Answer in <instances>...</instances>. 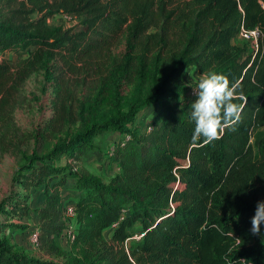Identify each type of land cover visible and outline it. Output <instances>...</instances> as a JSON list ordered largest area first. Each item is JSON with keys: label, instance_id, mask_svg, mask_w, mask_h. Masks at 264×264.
Returning a JSON list of instances; mask_svg holds the SVG:
<instances>
[{"label": "trees", "instance_id": "16d2710c", "mask_svg": "<svg viewBox=\"0 0 264 264\" xmlns=\"http://www.w3.org/2000/svg\"><path fill=\"white\" fill-rule=\"evenodd\" d=\"M56 15L75 24H47ZM240 26L260 31L253 56L232 43ZM5 53L21 58L13 63ZM0 54V149L22 154L14 112L41 71L55 87L48 133L66 134L31 157L17 181L26 192L41 188V256L0 239V264H264V226L250 231L264 200V0H0ZM189 68L226 74L246 97L237 101L239 120L210 143L192 138L195 97L178 98L189 92ZM142 111L151 114L141 130L134 119ZM73 124L79 130L70 135ZM107 132L117 139L105 159L118 170L107 183L47 163L84 161ZM66 187L76 193L74 239L62 244ZM24 203L15 196L0 214L24 219ZM134 230L143 235L128 242Z\"/></svg>", "mask_w": 264, "mask_h": 264}, {"label": "rangeland", "instance_id": "374dc122", "mask_svg": "<svg viewBox=\"0 0 264 264\" xmlns=\"http://www.w3.org/2000/svg\"><path fill=\"white\" fill-rule=\"evenodd\" d=\"M49 25H61L63 27H71L75 22L65 20L63 16L56 15L47 20ZM120 43L118 47H114L115 53L120 54L124 50V40L122 35H119ZM234 45L242 47L246 53L245 56H253L256 53L253 45L245 42L243 39L236 37L233 42ZM27 55V53H25ZM244 56V57H245ZM3 57L11 62H17L21 57L15 53H5ZM199 76L193 73H187L184 77V85L189 89L196 88ZM22 93L25 96V103L22 107L14 112L15 128L18 135L23 139L21 145L22 154L12 155L9 151L0 149V209H7L10 205L11 198L18 196L19 199H25V206H28L29 213L24 219L12 218L10 215L2 216L0 214V224L3 225L0 239L12 251H17L27 257H40L41 253L38 247H34L31 242V233L37 227L35 210L41 203V188H33L30 191H25L17 181L22 174L21 167L29 163L31 157L47 155L54 145L63 140L66 134L50 135L48 133L47 124L53 118L55 87L53 80H49L45 72L41 71L31 75L23 86ZM130 87L122 90L123 104L129 100ZM187 98L186 94L179 96V100ZM106 107L103 112H108ZM151 114L150 112H140L136 115L134 123L144 128L145 119ZM79 130L78 124L69 126L65 132L74 134ZM264 132V126L260 129ZM123 137V136H122ZM116 135L112 132L102 133L96 138L98 150L88 153V158L80 163L67 160L65 156H60L47 163L55 168L71 167L76 170L86 171L91 175L98 177L103 182L107 183L116 173L115 168L109 165L105 159L107 151L112 148V141ZM35 165H38L35 163ZM72 187H66L65 190ZM63 189V188H62ZM59 193L62 195L63 190ZM69 202L65 203L63 207L69 206ZM22 206V205H21ZM137 230L131 233L130 239L135 241L138 236ZM106 237V236H105Z\"/></svg>", "mask_w": 264, "mask_h": 264}, {"label": "clouds", "instance_id": "9594fccd", "mask_svg": "<svg viewBox=\"0 0 264 264\" xmlns=\"http://www.w3.org/2000/svg\"><path fill=\"white\" fill-rule=\"evenodd\" d=\"M239 81H230L229 77L217 71L201 73L194 91L189 118L193 122V140L202 138L203 143L220 139L226 128L234 125L246 97L241 91ZM264 226V200H258L251 217L253 234L261 232Z\"/></svg>", "mask_w": 264, "mask_h": 264}, {"label": "built area", "instance_id": "2783aa9c", "mask_svg": "<svg viewBox=\"0 0 264 264\" xmlns=\"http://www.w3.org/2000/svg\"><path fill=\"white\" fill-rule=\"evenodd\" d=\"M64 17L65 20L68 21H72L75 22L73 19H71L70 17L66 16V15H61ZM260 31L257 28H254L252 30H248L245 29L243 26H240L239 28V32H238V37L243 39L246 42H249L253 45V48L255 49V51H257L258 49V41H259V37H260ZM3 57L0 54V61H2ZM195 89V88H193ZM193 89L189 90L187 96L188 97H192L194 96V91ZM129 139L128 135H124L123 136V141H127ZM74 217L75 214L73 212V209L71 206H66L63 209V220L65 222V229L61 235V242L62 244H68L69 242H72L74 239V234H73V230H74ZM143 234H140L138 236H136V239H139L142 237ZM37 240H38V229L35 228V230L31 233V238H30V242L34 247H37Z\"/></svg>", "mask_w": 264, "mask_h": 264}, {"label": "crops", "instance_id": "0c3cea01", "mask_svg": "<svg viewBox=\"0 0 264 264\" xmlns=\"http://www.w3.org/2000/svg\"><path fill=\"white\" fill-rule=\"evenodd\" d=\"M194 73V69L193 68H189V69H187V71H185V73H184V77H185V75L187 74V73ZM184 79V78H183ZM115 168V167H114ZM116 170H115V173H117V168H115ZM63 194H64V199H65V202L67 201H69V203L70 204H73V199H74V197H75V195H76V193L75 192H73L71 189H67V190H65V191H63ZM113 227V226H112Z\"/></svg>", "mask_w": 264, "mask_h": 264}]
</instances>
